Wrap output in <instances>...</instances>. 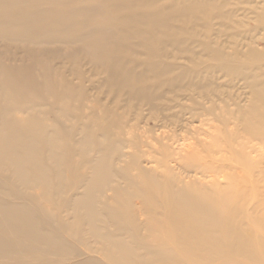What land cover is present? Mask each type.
Wrapping results in <instances>:
<instances>
[{"label":"rangeland","instance_id":"rangeland-1","mask_svg":"<svg viewBox=\"0 0 264 264\" xmlns=\"http://www.w3.org/2000/svg\"><path fill=\"white\" fill-rule=\"evenodd\" d=\"M91 8L99 12L89 13ZM110 73L115 86L107 82ZM197 92L216 104L222 101L219 106L224 108L217 113L228 121L221 122V133L242 129L240 116L257 102V94L264 95V0H0V141L5 145L13 134L9 146L18 154L16 160L11 152L0 151V239L12 244L0 254V264H78L89 258L111 264L103 256L110 246L99 235L117 232L107 209L122 215L131 211L128 205H135L144 221L159 216L162 224L152 235L164 238L172 249L166 238V212L156 201L166 178L159 181L162 188H146L138 178L139 164L132 159L135 150L119 148L117 153L107 143L100 144V127L105 120H118L122 127L114 132L122 142L128 141L129 124L144 127L152 138L168 134L171 129H158V122L147 119L148 106L135 94L151 96L161 107L169 93L190 105L200 101ZM257 110L264 114V106ZM253 119L245 124L254 133L263 132L264 122ZM37 126L48 129V145L36 135ZM177 135L183 137L178 145L195 142L196 135L188 130ZM253 144L264 155V144ZM70 145L78 150L68 152ZM137 147L147 149L144 144ZM254 170L264 175V160ZM40 172L46 185L21 180ZM262 179L253 178L247 190L252 200L247 198L243 214L259 237H264ZM86 191L89 208L75 200ZM248 210H253L252 217ZM18 214L34 219L35 239L5 226L4 216ZM125 230L117 234L137 238ZM221 230L208 238L224 239ZM140 234L149 235L147 230ZM133 243L135 262L137 258L138 264H156L148 255L153 245ZM263 261V256L249 261L224 249L211 260L190 257L186 264Z\"/></svg>","mask_w":264,"mask_h":264},{"label":"bare ground","instance_id":"bare-ground-1","mask_svg":"<svg viewBox=\"0 0 264 264\" xmlns=\"http://www.w3.org/2000/svg\"><path fill=\"white\" fill-rule=\"evenodd\" d=\"M88 12L93 14L99 12V10L97 8H91L88 9ZM14 13L16 15L17 12ZM114 76V74L110 73L107 78V82L112 86H115L113 83L115 80ZM124 76L126 75L124 74ZM12 82L15 81L12 80ZM135 95L140 101L146 102V106H148L146 109L148 114L147 119L158 122V129L169 128L171 131H168V134L157 135L152 138L147 136L150 132L144 127L137 124H129L128 128L124 127L127 129L126 135L128 136V141L122 142L118 134L114 132L117 129L120 130L122 127L119 121L113 120L110 122L105 120L104 124L100 127L103 131L100 136L103 141L100 144L107 143L117 153H120L119 148L135 150V153L132 154V159L135 160L134 163L139 164L137 170L138 178L146 188L153 190L162 188V183H159V181L163 177L166 178L167 183L163 186L165 190L156 201L165 209L166 218L164 221L168 224L166 238L171 243L172 249L167 243H164V238L152 235L159 229L158 226L162 224V219L159 216H155L144 221L141 219L142 215L139 214V210L134 209L135 205H128L131 211H127L126 214L123 213L122 215L117 213L115 209H107V215L117 228V232L113 235H99L103 242L110 246L108 250H104V258L111 264H138L137 258L136 262L131 258L133 252H136L135 243L133 242L137 243V241H140L148 243L147 240L151 241L149 242L150 245L154 246L148 249V255L152 257L151 261L156 264L161 262L186 264L190 257L200 258L205 261L211 260L224 249H227L232 256L241 257L249 261H258L261 256L264 257L263 235L259 237L243 218V214L246 211L247 198L251 199L247 190L255 182L253 178L262 175V183L264 184L263 172L254 170L258 164L263 163L264 155L261 154L260 147L255 148L256 146L253 144L257 141L264 144V130L257 134L250 129L252 128L250 124H245V121L253 119V116V120L257 119L260 123L264 122V114L257 110V107L264 106V95L259 96L260 94H257V102L240 116V128L242 127V129H227L222 133L220 125L223 126V123L221 122L228 120L227 117L222 119L223 115L221 114V110H223L224 106H219V103H222L220 99H217L218 103L216 104V102L206 97L203 92H197L196 95L200 101H192L190 105H185L179 103L181 102V98L178 95L169 93V96L164 98L160 107L154 104L156 99L151 96H145L142 93H136ZM218 110L221 111L219 114L217 113ZM247 118L249 119L247 120ZM207 122H210V126L207 129H202L203 126L207 125ZM195 123L198 124L194 126ZM215 123L217 126H214ZM182 130L185 132L188 130L194 136L196 135L193 138L195 142L178 145V142L182 141L183 137L179 138L177 133ZM11 132L9 131V133ZM135 132L137 135L134 134ZM37 134L42 143L48 145L47 143L50 140L46 126L45 129L42 126H37ZM10 135L12 137L9 138L7 136L8 138L5 141L7 145H3L4 143L0 141V151L2 150L8 154L11 152L12 159L17 160L18 154L13 151V147L9 146L10 140L13 139V134ZM15 138L19 137L15 136ZM82 141L80 140L78 143ZM153 143H156L157 146H153ZM140 144L147 146L146 151H138L137 146ZM80 148L84 151L83 147ZM75 149V146L70 145L68 152L72 153ZM152 153L159 155L160 158L157 159L155 156H152ZM94 166L93 170L97 172ZM184 172H186V176L182 177ZM42 174L40 172V176L38 177H34L33 175L23 176L21 180L25 184L37 185V183H41L46 185ZM86 194L87 191L75 198L76 202L78 201V206L89 208L90 197ZM223 202H232L234 204H231L230 207H225L222 205ZM223 211H228V213L225 215ZM248 212L246 214L252 217L253 210H248ZM19 215L4 216L2 221L14 233H19L20 236L23 235L25 237H30L31 235V240L35 239V234H33L35 231L33 227L35 226L34 219L28 218L26 214ZM246 217L248 216L246 215ZM124 227L127 231L132 230V232H135L137 238L132 236L131 238L122 237L123 235L117 234L118 231L125 230ZM217 228L222 229L224 239L221 236L208 238V235L212 231H214L213 234L216 233L215 230ZM141 230H147L149 235L145 236L140 234ZM49 238L47 237L46 244L49 242ZM127 239H130V241ZM149 243L147 247H149ZM9 247H12L11 243L0 239V254L6 252ZM55 247L57 246L55 245ZM106 248L108 247L106 246ZM176 251L182 253L183 256H180L182 259H179V254ZM78 264H100V261L89 258Z\"/></svg>","mask_w":264,"mask_h":264}]
</instances>
